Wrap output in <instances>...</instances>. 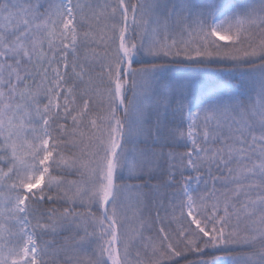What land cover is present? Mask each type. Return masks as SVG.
I'll return each instance as SVG.
<instances>
[{
    "label": "snow or ice",
    "instance_id": "1",
    "mask_svg": "<svg viewBox=\"0 0 264 264\" xmlns=\"http://www.w3.org/2000/svg\"><path fill=\"white\" fill-rule=\"evenodd\" d=\"M0 264H264V0H0Z\"/></svg>",
    "mask_w": 264,
    "mask_h": 264
}]
</instances>
